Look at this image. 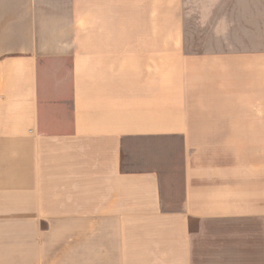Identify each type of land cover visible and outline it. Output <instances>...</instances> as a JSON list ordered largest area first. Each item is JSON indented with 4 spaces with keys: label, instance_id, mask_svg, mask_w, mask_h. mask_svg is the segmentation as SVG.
Instances as JSON below:
<instances>
[{
    "label": "crops",
    "instance_id": "obj_1",
    "mask_svg": "<svg viewBox=\"0 0 264 264\" xmlns=\"http://www.w3.org/2000/svg\"><path fill=\"white\" fill-rule=\"evenodd\" d=\"M219 10L193 54L157 1L0 0V184L44 264H264V0Z\"/></svg>",
    "mask_w": 264,
    "mask_h": 264
},
{
    "label": "rangeland",
    "instance_id": "obj_2",
    "mask_svg": "<svg viewBox=\"0 0 264 264\" xmlns=\"http://www.w3.org/2000/svg\"><path fill=\"white\" fill-rule=\"evenodd\" d=\"M156 1L163 4L167 29L179 23L184 35L195 39L196 45L186 46L188 53H206L207 35L212 37L214 29L217 32L221 28L220 0H153ZM251 1L243 0V3L246 6ZM227 12L231 15L232 10ZM5 173V169H0V176L3 175L4 180H7ZM16 187L0 184V264H44L45 255L58 253L57 231L48 230L45 234L50 235L43 237L40 231H27L23 215H9L14 211H23L25 207L22 193L14 191Z\"/></svg>",
    "mask_w": 264,
    "mask_h": 264
}]
</instances>
